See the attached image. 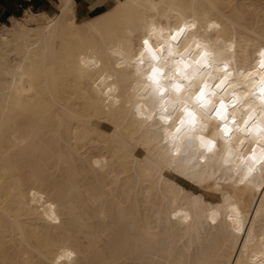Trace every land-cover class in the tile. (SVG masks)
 I'll return each instance as SVG.
<instances>
[{
	"label": "bare ground",
	"instance_id": "6f19581e",
	"mask_svg": "<svg viewBox=\"0 0 264 264\" xmlns=\"http://www.w3.org/2000/svg\"><path fill=\"white\" fill-rule=\"evenodd\" d=\"M114 2L79 22L76 0H57L0 28V264H264V168L245 166L264 156V0ZM185 23L172 56L140 62L153 27L158 47ZM205 46V73L218 83L228 64L221 88L254 112L216 152L174 135L185 105L164 112L173 98L148 79L159 66L165 87Z\"/></svg>",
	"mask_w": 264,
	"mask_h": 264
},
{
	"label": "snow or ice",
	"instance_id": "6c2138e0",
	"mask_svg": "<svg viewBox=\"0 0 264 264\" xmlns=\"http://www.w3.org/2000/svg\"><path fill=\"white\" fill-rule=\"evenodd\" d=\"M195 27H196L195 24L185 23L184 25L179 26L175 29H170L169 36L166 39H164V42L159 44L158 47L155 46L152 41V32L155 31V28L153 27L152 32H149L142 40L143 48L139 54L140 62L143 63L142 58L145 56V54L149 55L153 61L159 62L161 60V54L165 51V47H164L165 44H167L168 55L172 56L174 54L173 53V43L182 41L186 37L188 31L190 29H194ZM177 46L179 45L177 44ZM197 47L199 48L200 45L197 44ZM260 55L261 57H264V51H262ZM180 63L184 64L185 68L189 67L188 64L184 63L183 56H181L180 58ZM194 63L199 65L201 68L205 70L211 69L213 67L212 54L209 51H207L206 46H205V49L199 53V56L194 61ZM259 68L264 70V58L260 59ZM223 70L225 73L223 78L220 79L219 82L215 84V88L217 89L221 88L229 80V76L231 74L229 72V66L226 63L223 65ZM249 75H251V73H249ZM162 76H163V70L159 66H153L150 74L148 75V79L152 82V85L154 86L155 91L160 93L161 97H163L164 93L167 91V89L164 88L161 84ZM183 78L185 80L189 79L187 75H184ZM260 83L262 85V87L260 88V93H261V96L264 97V77H261ZM171 87L177 93H180L182 90L185 89V85L181 82H172ZM188 87L191 88L192 85L189 84ZM211 87L212 86L209 85L207 82H204L202 86L199 88V90L195 93L194 97H192V100H194V103L199 106L203 114L208 115L210 113L212 116H215L218 120L221 121L220 129L227 136L233 130L232 128L229 127V117L227 115L228 105L225 104L223 99L220 100L218 106L213 105V101L211 100V97L216 95V93L209 91ZM235 104H236V100L233 99L232 106L234 107ZM210 105H213V106L210 107ZM163 111L166 112L167 109L164 108ZM185 117L187 118V121L185 120ZM160 118L163 120L165 119V116L161 115ZM250 118L251 117H249V119ZM186 122L192 127H195L197 124V114L193 110L189 109L186 106V102H185L184 116L180 118L179 125H184ZM231 122L233 125L236 124V121L234 118H232ZM247 123L248 121L245 120L244 124L247 125ZM176 131L177 132L180 131L179 126H177ZM201 141L202 143L204 142L203 137H201ZM206 144L208 146V150L211 151V148L214 146V142L212 140H207ZM250 158L255 163V160H256L255 156H252ZM252 171H253V168L249 167L248 172L250 173ZM246 178L247 177L245 176L244 179ZM244 179H241L240 182L243 183ZM67 255L71 256L72 253L68 252ZM60 260H63V256H61L58 259L57 264H59Z\"/></svg>",
	"mask_w": 264,
	"mask_h": 264
},
{
	"label": "crops",
	"instance_id": "0c3cea01",
	"mask_svg": "<svg viewBox=\"0 0 264 264\" xmlns=\"http://www.w3.org/2000/svg\"><path fill=\"white\" fill-rule=\"evenodd\" d=\"M101 4L94 10L91 9L90 0H76L77 13L83 17H94L109 9L114 0H97ZM57 0H0V28L12 23L13 18H20L26 10L36 13H53L56 11Z\"/></svg>",
	"mask_w": 264,
	"mask_h": 264
},
{
	"label": "rangeland",
	"instance_id": "374dc122",
	"mask_svg": "<svg viewBox=\"0 0 264 264\" xmlns=\"http://www.w3.org/2000/svg\"><path fill=\"white\" fill-rule=\"evenodd\" d=\"M115 4H112L110 7H109V9H111L113 6H114ZM58 12V10L56 9V11L55 12H53V13H51V15H54V14H56ZM23 16V15H22ZM21 16V17H22ZM20 17V18H21ZM87 19H89L88 17H83L82 15H79V22H83V21H85V20H87ZM12 23H11V21H10V23H8V25H11Z\"/></svg>",
	"mask_w": 264,
	"mask_h": 264
}]
</instances>
